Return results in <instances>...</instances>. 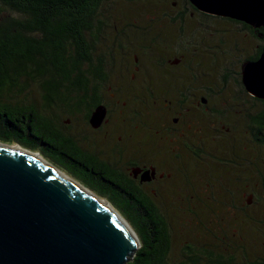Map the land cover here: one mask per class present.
Returning <instances> with one entry per match:
<instances>
[{
    "label": "flooded vegetation",
    "instance_id": "1",
    "mask_svg": "<svg viewBox=\"0 0 264 264\" xmlns=\"http://www.w3.org/2000/svg\"><path fill=\"white\" fill-rule=\"evenodd\" d=\"M182 1L180 8L171 2L155 24L140 25L124 13L125 22L104 15L90 25L81 51L72 48L73 59L85 61L73 67L72 80L76 88V73L83 76L79 89L91 100L66 107L64 118L41 115L67 138L75 165L86 164L83 173L117 174L122 189L142 193V204L264 205V89L251 91L245 80L247 65L264 49V25ZM199 15L226 18L235 38L192 39L186 20ZM139 96L150 97L149 103H139ZM96 108L103 115L92 126Z\"/></svg>",
    "mask_w": 264,
    "mask_h": 264
},
{
    "label": "trees",
    "instance_id": "2",
    "mask_svg": "<svg viewBox=\"0 0 264 264\" xmlns=\"http://www.w3.org/2000/svg\"><path fill=\"white\" fill-rule=\"evenodd\" d=\"M108 1L0 0V95L16 88L18 79L24 77L38 82L46 107H71L91 100L79 89L83 76L76 73L78 85L73 86V67L85 61L73 59L72 48L76 44V50L81 51L86 29L100 24V7ZM41 114L33 105L0 98V142L38 152L42 159L105 199L139 242L125 264H197L193 254L183 261H167L169 233L157 208L148 201L142 204L139 191L122 189L117 174L99 172L92 178L83 173L86 164L75 165L69 158L67 138ZM207 256V264H231V258L220 253L208 252ZM253 264H264V260Z\"/></svg>",
    "mask_w": 264,
    "mask_h": 264
},
{
    "label": "water",
    "instance_id": "3",
    "mask_svg": "<svg viewBox=\"0 0 264 264\" xmlns=\"http://www.w3.org/2000/svg\"><path fill=\"white\" fill-rule=\"evenodd\" d=\"M188 1L206 13L264 25V0ZM257 69L264 73V49L247 65L251 91L264 89V74ZM102 115L96 108L91 125ZM100 200L38 152L0 142V264H125L138 239Z\"/></svg>",
    "mask_w": 264,
    "mask_h": 264
},
{
    "label": "rangeland",
    "instance_id": "4",
    "mask_svg": "<svg viewBox=\"0 0 264 264\" xmlns=\"http://www.w3.org/2000/svg\"><path fill=\"white\" fill-rule=\"evenodd\" d=\"M171 2L175 3L176 8L183 4L182 0H110L102 3L100 17L107 15L117 22H125L130 15L134 16L140 25L155 24L161 22L156 20L158 18L156 16L168 11ZM124 13L128 16L123 15ZM163 23H170V20L163 17ZM186 25L190 26L189 32L194 35L192 39H204L207 42L205 44L216 42L218 39H232L236 35L232 30L234 25L219 16L189 17ZM238 39L245 38L241 36ZM18 84L9 92H1L2 101L33 105L38 112L52 120L65 117L66 107L44 105L42 92L36 80L22 77L18 79ZM148 98L139 96V103L148 104ZM142 113L146 115V112L141 111L142 117H144ZM141 119L143 118L139 117V122ZM55 125L59 126V122L56 121ZM73 127L74 124L71 123L65 132L72 131ZM146 127L142 128L146 130ZM199 195L201 199H205L207 192ZM172 196H184V193H175ZM187 203L163 201L157 206L165 219L169 233L167 261H183L187 259V255L193 254L197 255V264H207L208 252L230 257L231 264H253L264 260V205L255 204L246 209L211 207L197 201L188 203L189 205H186Z\"/></svg>",
    "mask_w": 264,
    "mask_h": 264
},
{
    "label": "bare ground",
    "instance_id": "5",
    "mask_svg": "<svg viewBox=\"0 0 264 264\" xmlns=\"http://www.w3.org/2000/svg\"><path fill=\"white\" fill-rule=\"evenodd\" d=\"M34 156L37 157V158H39V157L37 156V154H34ZM100 201L103 202V204L106 205V203L104 202V200H100Z\"/></svg>",
    "mask_w": 264,
    "mask_h": 264
}]
</instances>
